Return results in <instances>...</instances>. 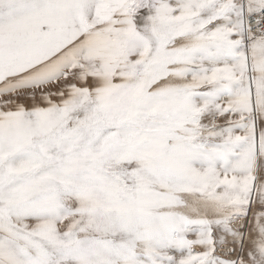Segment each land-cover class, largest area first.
Here are the masks:
<instances>
[{"label": "snow or ice", "instance_id": "6c2138e0", "mask_svg": "<svg viewBox=\"0 0 264 264\" xmlns=\"http://www.w3.org/2000/svg\"><path fill=\"white\" fill-rule=\"evenodd\" d=\"M0 264H264V0H0Z\"/></svg>", "mask_w": 264, "mask_h": 264}]
</instances>
